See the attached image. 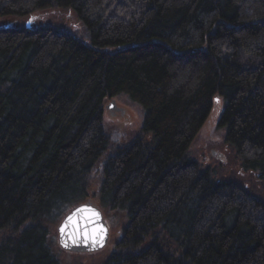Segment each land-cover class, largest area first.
<instances>
[{"label":"trees","instance_id":"16d2710c","mask_svg":"<svg viewBox=\"0 0 264 264\" xmlns=\"http://www.w3.org/2000/svg\"><path fill=\"white\" fill-rule=\"evenodd\" d=\"M54 9L82 30L27 28ZM0 20V264H63L52 236L89 201L126 221L102 264H264V0H0ZM121 95L144 121L116 146ZM216 100L260 185L192 158Z\"/></svg>","mask_w":264,"mask_h":264},{"label":"rangeland","instance_id":"374dc122","mask_svg":"<svg viewBox=\"0 0 264 264\" xmlns=\"http://www.w3.org/2000/svg\"><path fill=\"white\" fill-rule=\"evenodd\" d=\"M14 22L18 24L23 23L20 20H14ZM3 23L4 20H0V25ZM52 24H61L74 33L82 30L84 27L78 21L74 11L64 9H54L37 13L32 27ZM114 101L117 107L121 109L120 113L113 116L110 111L106 110L104 126L114 132L115 136L117 135V139L114 141L115 145L122 146L134 139L140 132L143 126L144 114L142 108L132 102L126 95L118 96L114 98ZM110 102L111 100L107 101L106 106ZM223 109V102L216 100L205 125L190 148V154L204 168H211L219 173L220 176H234L247 185H260L255 175L243 171L234 152L225 143V131L218 127V120ZM100 209L110 229L108 246L101 252L93 254L79 255L66 252L59 247L58 233L56 230L55 235L52 236V243L58 247L56 249V255L61 259L63 264H102L111 255L120 237V233L126 225V221L119 215H109L103 208Z\"/></svg>","mask_w":264,"mask_h":264},{"label":"water","instance_id":"95a60500","mask_svg":"<svg viewBox=\"0 0 264 264\" xmlns=\"http://www.w3.org/2000/svg\"><path fill=\"white\" fill-rule=\"evenodd\" d=\"M31 27L32 19L27 22V28ZM106 110L115 113L121 109L111 100ZM57 233L59 247L63 251L79 255L101 252L110 241V229L103 212L91 201L72 209L59 224Z\"/></svg>","mask_w":264,"mask_h":264},{"label":"flooded vegetation","instance_id":"af4514ba","mask_svg":"<svg viewBox=\"0 0 264 264\" xmlns=\"http://www.w3.org/2000/svg\"><path fill=\"white\" fill-rule=\"evenodd\" d=\"M118 113H120V111H119V112H115V113H112V112H111V115L114 116V115H116V114H118Z\"/></svg>","mask_w":264,"mask_h":264}]
</instances>
